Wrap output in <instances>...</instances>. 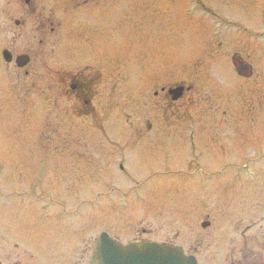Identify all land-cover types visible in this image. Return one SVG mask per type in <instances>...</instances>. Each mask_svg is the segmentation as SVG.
Segmentation results:
<instances>
[{"label": "flooded vegetation", "instance_id": "af4514ba", "mask_svg": "<svg viewBox=\"0 0 264 264\" xmlns=\"http://www.w3.org/2000/svg\"><path fill=\"white\" fill-rule=\"evenodd\" d=\"M23 1L24 9L32 3ZM57 4L58 19H52L55 7L49 5L45 9L47 15L41 16L36 25L41 33L56 30L65 48L68 36L78 40L80 36L89 39L95 34L97 21L109 20L115 0H57ZM10 22L16 29L23 24V20L17 19ZM11 29V23L3 24L0 18V36ZM86 46L77 44L78 67L61 81L56 102L51 95L54 103H49L48 70L42 77L43 116L57 110L58 125L49 126L45 139L26 141L24 148L31 149L30 155L17 156L8 166L9 173L0 164V264H88L101 234L120 241L113 234L112 222L98 223L95 194L91 192V197L81 200L79 189L58 187L50 193L49 167L51 158L96 166L89 149L99 148L104 154V174L113 176L116 162L124 175L121 163L139 142L169 158L170 170L159 175L181 176L171 179L174 195L182 196L186 202L183 222L187 225V245L180 246L186 256L195 264H264V171L255 170L258 164H264L257 161L264 159V148L251 145L243 153L241 146L213 139L218 130L214 129L215 123H208L213 110L208 85L190 76L169 81L145 75L138 98H132L139 109V124L122 125L124 136L136 139H115L113 60L107 54H92L91 46ZM80 48L88 51L81 54ZM3 51L9 53L10 61L2 58ZM16 56L10 45L1 47L0 43V74L3 66L25 68L17 67ZM231 63L237 70L242 64L247 65L241 75L235 67L233 70L239 78L257 83L250 62L233 53ZM117 80L124 84L123 78ZM125 91L124 99L129 104L128 88ZM220 112L226 115V109ZM133 131L136 134H131ZM54 132L58 140L50 138ZM177 165L184 170H175ZM210 165L222 166L210 172ZM16 173L22 176L16 178ZM214 178L218 186L212 188ZM58 180L61 185L65 179ZM147 240L133 238L130 242Z\"/></svg>", "mask_w": 264, "mask_h": 264}, {"label": "rangeland", "instance_id": "374dc122", "mask_svg": "<svg viewBox=\"0 0 264 264\" xmlns=\"http://www.w3.org/2000/svg\"><path fill=\"white\" fill-rule=\"evenodd\" d=\"M23 2L0 0L2 23H11L12 27L7 35L0 36L1 47L10 45L13 56H30L24 69L3 66L0 74V164L7 172L17 156L30 155L31 149L24 148L28 145L26 141L45 139L49 126L58 125L57 110L43 116L42 77L48 70L49 103L56 102L61 81L78 67L77 44L82 48L91 46L89 50L94 55L112 57L115 139H136V136L125 137L122 125L139 124V109L134 99L139 96L140 82L145 75L169 81L190 76L208 85L210 103H213L208 123H215L214 129L218 130L213 139L228 140L226 145L236 144L246 153L251 145L264 148V0H115L109 20L97 21L95 34L89 39L80 36L78 40L68 36L65 48L56 30L41 33L36 25L41 16L47 15L45 9L49 5L55 7L52 19H58L57 0H31L26 9L22 8ZM11 19L23 20V24L13 28ZM82 48L81 54L88 51ZM233 53L250 62L257 83L236 75L231 64ZM120 77L124 84L117 80ZM125 88L130 95L129 104L124 99ZM44 93H47L45 88ZM219 108L226 109V115ZM55 135L56 132L51 133L50 138ZM58 139L59 136L54 138ZM89 152L96 166L51 158V194L59 187L58 178L63 177L60 187L81 190V200L88 199L92 193L98 201L101 199L103 204H97L98 223L112 221L113 234L119 240L136 238L187 245L185 218L181 219L183 214L175 212L184 210L186 202L182 196L174 195L171 179L181 176L156 175L171 168L165 153L153 147L145 148L139 142L123 165L128 175L122 177L115 167L110 177L104 174L101 150L89 149ZM224 152L229 154L227 150ZM53 154L52 151L51 157ZM177 166L175 170H184L182 165ZM220 166L210 165L208 171L215 172ZM260 169L264 171V164L255 167ZM212 184V188L218 186L215 178ZM260 188L261 185L257 186V190Z\"/></svg>", "mask_w": 264, "mask_h": 264}, {"label": "water", "instance_id": "95a60500", "mask_svg": "<svg viewBox=\"0 0 264 264\" xmlns=\"http://www.w3.org/2000/svg\"><path fill=\"white\" fill-rule=\"evenodd\" d=\"M2 56L7 62L11 59L6 51ZM28 60L27 56H18L17 67L22 68ZM238 71L245 72L246 66L241 65ZM89 264H194V262L191 258L185 257L179 247L149 242L121 245L107 235L101 234Z\"/></svg>", "mask_w": 264, "mask_h": 264}]
</instances>
